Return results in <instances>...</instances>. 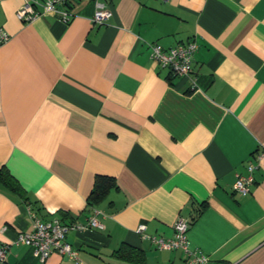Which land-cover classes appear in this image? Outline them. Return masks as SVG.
Returning <instances> with one entry per match:
<instances>
[{
    "label": "crops",
    "instance_id": "1",
    "mask_svg": "<svg viewBox=\"0 0 264 264\" xmlns=\"http://www.w3.org/2000/svg\"><path fill=\"white\" fill-rule=\"evenodd\" d=\"M94 1L70 0L64 22L0 0V166L18 185L0 182V264H129L122 242L149 264H264V0H98L100 24ZM187 41V76L152 62L151 43ZM96 175L113 185L89 204ZM92 208L101 228L65 233L75 258L15 242L31 214L83 223ZM177 216L186 250L157 247Z\"/></svg>",
    "mask_w": 264,
    "mask_h": 264
},
{
    "label": "built area",
    "instance_id": "2",
    "mask_svg": "<svg viewBox=\"0 0 264 264\" xmlns=\"http://www.w3.org/2000/svg\"><path fill=\"white\" fill-rule=\"evenodd\" d=\"M70 0H23L20 6L16 9L15 15L22 21L31 20L40 14L50 13L60 18L62 21H67L72 16V12L65 7ZM94 9L89 16L91 22L95 24L104 23L110 15V8L104 2L94 1ZM8 35L0 30V43L7 39ZM195 44L193 41H187L180 44H174L167 48H163L159 43L153 42L150 44V58L152 62L168 69L169 73L174 76H187L191 69V55ZM194 80L190 85H194ZM254 164L247 162L246 173L237 174L231 184L233 191L243 195L252 182V169ZM98 210L92 208L91 213L87 216L85 222H62L57 218L42 220L30 216V228L26 231H19L16 235L15 242L26 244L30 247L31 253L39 261L51 252L56 251L68 258H75V247L64 239L65 233L68 230L80 232L93 228H101L96 214ZM142 225L138 226L141 228ZM188 221L177 216L172 222V234L168 238L150 236V239L159 248H175L179 247L186 250V229ZM144 236V235H143ZM5 245L0 246V258L3 257ZM200 264H204L206 258L200 255L196 258Z\"/></svg>",
    "mask_w": 264,
    "mask_h": 264
},
{
    "label": "trees",
    "instance_id": "3",
    "mask_svg": "<svg viewBox=\"0 0 264 264\" xmlns=\"http://www.w3.org/2000/svg\"><path fill=\"white\" fill-rule=\"evenodd\" d=\"M0 182L7 187L18 191V185L15 180L0 166ZM112 180L110 177L96 175L93 179L92 187L87 195L89 204H93L100 197L104 191L110 187ZM112 255L127 261L129 264H149L146 262L141 249L129 245L127 243H120L112 252Z\"/></svg>",
    "mask_w": 264,
    "mask_h": 264
}]
</instances>
